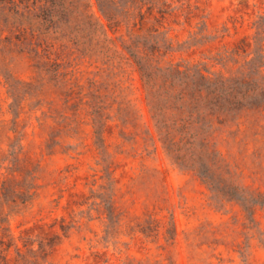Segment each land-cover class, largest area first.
<instances>
[{
    "label": "rangeland",
    "instance_id": "374dc122",
    "mask_svg": "<svg viewBox=\"0 0 264 264\" xmlns=\"http://www.w3.org/2000/svg\"><path fill=\"white\" fill-rule=\"evenodd\" d=\"M141 66L264 78V0H0V264H264V99L178 155Z\"/></svg>",
    "mask_w": 264,
    "mask_h": 264
},
{
    "label": "trees",
    "instance_id": "16d2710c",
    "mask_svg": "<svg viewBox=\"0 0 264 264\" xmlns=\"http://www.w3.org/2000/svg\"><path fill=\"white\" fill-rule=\"evenodd\" d=\"M144 65V64H143ZM150 88L154 86L156 92L162 91L164 101L172 108L188 114L186 124H180L177 132L179 140H174L177 153L180 155L179 144L182 140L184 146L188 144L194 148L196 134L186 130V125L192 122L197 124L198 119L203 120L213 116L230 115L239 111L248 110L249 100L264 99V78H208L202 71H185L180 68L168 69L167 72L158 70V76L163 74L166 82L164 85L156 84L153 74L146 72L144 66L140 67ZM143 69V70H142ZM197 79V80H196ZM163 101V102H164ZM247 103V104H246ZM160 108H157L159 111ZM185 121V120H184ZM188 137V138H186ZM186 154L183 152V157ZM206 175V174H205ZM205 181L210 180V173L205 176ZM210 184V183H209ZM212 185V184H211ZM247 199V200H246ZM249 205H263L257 198H246Z\"/></svg>",
    "mask_w": 264,
    "mask_h": 264
}]
</instances>
